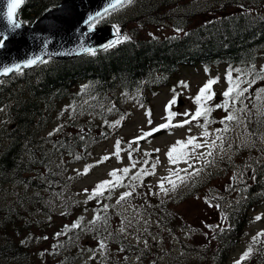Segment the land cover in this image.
Returning <instances> with one entry per match:
<instances>
[{
  "label": "trees",
  "instance_id": "trees-1",
  "mask_svg": "<svg viewBox=\"0 0 264 264\" xmlns=\"http://www.w3.org/2000/svg\"><path fill=\"white\" fill-rule=\"evenodd\" d=\"M59 1L26 0V15L17 11V18L29 25ZM132 15V21L141 24L169 20L177 28H186L197 17H209L181 38L131 37L94 56L47 60L0 78V264H34L32 239L52 231V222L47 221L56 209L54 203L58 204L54 194L62 188L67 168L82 159L95 142V121L115 117L124 99L146 101L180 65L201 60L248 70L264 50V0H134ZM117 22L121 28L126 23ZM54 124L63 127L55 131ZM253 125L250 122V130ZM49 127L54 132L45 135ZM248 154L245 159L239 155L241 164L248 161ZM249 163L253 180L240 184L235 197L218 202L224 220L219 222L211 245L201 249L190 244L180 254L165 253L163 264L225 263L249 224L250 207L264 201V160ZM204 185L200 181L191 190ZM173 208L172 202L163 204L160 217L165 220L161 225L176 236L179 217ZM64 240H59L53 257L56 264H74L76 253L65 251ZM113 245L118 257L128 244L123 245L116 236ZM251 249L242 264L259 259L263 264L264 237ZM143 251L148 255V250ZM139 257L145 258L143 254ZM136 264L159 262L155 258Z\"/></svg>",
  "mask_w": 264,
  "mask_h": 264
},
{
  "label": "rangeland",
  "instance_id": "rangeland-1",
  "mask_svg": "<svg viewBox=\"0 0 264 264\" xmlns=\"http://www.w3.org/2000/svg\"><path fill=\"white\" fill-rule=\"evenodd\" d=\"M122 10H117L108 15L103 21L113 19L120 14ZM129 11H127L128 13ZM201 19L197 21L200 22ZM152 34L151 36L149 34ZM176 31L169 24H157V25H147L141 32L142 37H152L159 36L164 37L167 35L175 34ZM207 69V71H206ZM264 75V73H262ZM226 72L223 66L219 68L215 66H210L208 68H201L198 65L192 67H186L181 69L178 76L171 81V85L160 89L158 94L152 99L150 108H135L132 109V113L126 123L119 126L111 127L105 129V135H109L107 139H103L94 149L91 158L88 160L84 166H74L71 171L64 172L63 184L60 191L54 194L56 200L59 198H68L70 196L75 197L78 201L83 202V200H88V195L95 186L104 180H113L108 174L114 169H123L129 167L131 170L124 176L123 173H118V176H122L121 180L122 186H117L110 188L105 191L103 196L99 198L102 202L98 208L93 213V209L90 207H85L84 212L79 214L80 220L79 229L84 223L93 221L97 216L96 213H101L105 210V205L107 208L101 214L96 221V224L92 226L90 232L100 229L101 234L97 232L99 237L107 238L104 242L106 247L101 249L99 247L98 241H89L85 238V235L79 234L73 237L72 240L78 239V242L84 244L81 251L88 255L87 259H83V262L76 264H117L118 257L114 255L111 247H114L113 242L110 239H114L116 236L121 238V242L124 245L125 242L138 246L139 248H147L150 253H158L159 251H164L162 255L167 252L171 254L173 251L178 252V243L175 242L173 237L168 233V231L160 225L162 219H160L159 213L156 210V206L159 201L165 200L175 193L176 189L185 188L189 186L191 179L199 181H204L213 175V178L208 179V185H206L202 191H220L225 188V186H234L235 184L242 183L244 181H249L250 176L243 172L239 166L236 165V161L232 160V156L243 155L246 153V149H252L256 146L252 140H243L245 138L244 133L239 127L234 129V144L240 145L245 142V147H240V153L236 154L230 150L223 149L219 147L221 144L220 140H216L217 147L212 149V156L214 163L210 164V171L198 167L200 160L199 153H207L209 149L201 147L192 153V146L189 145L187 149L178 148L176 153H173L174 157H178L182 152L188 151L192 153L194 158H190L188 163L193 165V168H189L188 171H194V169H202L198 176L191 177L186 183H180L175 175H170L171 172H176L179 169L188 168V163L180 160L178 163H169L166 153L169 151L170 147L176 144L177 141L186 140L188 136L197 137V142L204 144L205 141L211 143L212 140L218 135H222L223 139H226L229 134V130L233 129L232 126H228L227 132H217V129H224L228 123L233 121H227L224 118L231 112L235 116L238 114V109L243 108L244 111L241 113H246L250 116L256 114L261 115L264 112V93H261L259 97L257 92L259 89H264V79L257 78V74L252 73L251 75H245L242 78L248 81L255 80L254 83L241 84V88H247V92L240 97L237 102L229 101V108L227 111L223 108L215 107L217 104H223L225 97L222 93L228 88V83L225 79ZM219 77L218 83L212 86L211 92L215 93L214 98L205 103V107H211L213 110L208 114L207 119L212 120L207 124V131L210 133L208 137L202 135L204 128L200 127V124H204V118L201 117L198 120H193L190 124H186L184 127H170L167 129H161L159 132L154 133L152 136L146 139H141L138 144H133L132 148H128L129 141H132L134 137H138L141 132H148L156 126L166 123L162 117L166 116L165 106L173 98L172 89H176L177 93H180L176 97V100L181 101L180 105L172 106L171 111L178 113L173 117L171 124H177L185 119H190L182 115L183 113L190 112L194 114L197 110L198 105L193 102V98L197 95L199 88L202 87L207 80ZM235 75L233 78L235 79ZM180 81H184L188 84V88L178 87ZM253 89V90H252ZM232 95H235L233 93ZM151 110V121L148 123V117L145 116V112ZM223 119V123L219 122L217 125V120ZM121 121V120H120ZM122 125V126H121ZM191 129V131H189ZM117 140L121 141V152L120 158L117 159L116 156H111L109 160L104 161L102 164L97 165V161L101 157L110 155L114 152V145ZM231 140H223V147L228 146ZM260 143V142H259ZM264 149V142H261ZM158 150V151H157ZM131 153V158L129 156ZM148 153L149 155H145ZM211 157V156H210ZM207 158V157H206ZM133 162H135V167H132ZM155 165V167H153ZM91 166V167H89ZM87 169L86 175H81L78 173H83ZM223 172V175L219 176L218 173ZM154 173V174H149ZM139 174L138 179H133V177ZM181 176L185 173L180 172ZM237 177L232 179V177ZM170 177L173 181H176L178 187L175 191L171 190V184L167 180L163 181L164 188L169 189L167 195L161 191L159 185L162 178ZM77 179L73 184L71 181ZM88 189V192H85ZM234 190H236L234 188ZM69 192V194H67ZM124 192H131V195L125 200L120 201L118 198ZM231 193H236L232 191ZM229 196V195H226ZM222 197V196H221ZM220 197V198H221ZM157 204L154 206V201ZM208 199L205 193H199L192 201L187 202L183 205H179L176 209L187 218V223L189 227L186 231L191 230L192 239L185 241V243H190L193 246H198L201 249H207L211 245L209 238L202 236L205 234L207 236H212L213 228H209L208 225L214 224L219 217V208L215 206H210L206 203ZM68 212L73 209V205L65 203ZM60 206V205H59ZM63 209H59L55 214H61ZM69 215V213H67ZM253 214L255 217L260 216L261 219L257 220L255 224L249 227V230L244 237V243L237 247L233 252V257L231 262H235L238 256H242L244 252L255 244L253 237H257L258 233L264 231V203H261L254 207ZM54 221L57 219L54 218ZM161 220V221H160ZM62 219H58L61 222ZM63 225V224H62ZM67 226H71V222L67 219ZM68 227V228H69ZM123 229V231H121ZM57 228L53 229V234L55 236ZM83 232V231H82ZM263 236V235H261ZM259 236V237H261ZM35 240H33V244ZM52 244V238L40 237L38 239L37 245L32 248L34 253L33 262L34 264H53L54 253L50 251V246ZM187 244L186 246L190 245ZM68 248H71V241L65 242ZM122 245V247H123ZM182 246V244H181ZM124 248V247H123ZM125 249V248H124ZM172 250V252H171ZM43 253V255H41ZM109 258H106V257ZM149 257V255H147ZM86 257V256H85ZM129 258V257H128ZM136 256L130 259V263L136 261ZM50 260V261H49ZM163 261L164 259L161 258ZM171 260V259H170ZM56 264V260L54 259ZM119 264V263H118ZM123 264V263H120ZM159 264H163L159 262Z\"/></svg>",
  "mask_w": 264,
  "mask_h": 264
},
{
  "label": "snow or ice",
  "instance_id": "snow-or-ice-1",
  "mask_svg": "<svg viewBox=\"0 0 264 264\" xmlns=\"http://www.w3.org/2000/svg\"><path fill=\"white\" fill-rule=\"evenodd\" d=\"M134 0H108L106 5L102 10L96 11L95 13H90L87 15V17L84 19L83 24L85 26L84 30H77L80 32V35L83 37H90V35L95 31L97 24H99L102 20H104L108 15H110L112 12L117 11L119 8H123L127 5H130L133 3ZM25 3V0H0V4H2V8H0V19L3 20L4 26L2 29H0V50H3L7 47V42L10 40V37L12 34H15L18 29L22 27V22L17 19V10L20 8L22 4ZM112 28L114 30V36L115 39H112L108 41L107 43L101 45V48L104 51H107L116 45L130 41L131 37L128 36L127 34H121L120 27L119 25L113 24ZM177 32L182 31V29L177 28ZM187 34V33H185ZM150 36L152 35L151 33L149 34ZM43 54H33L29 58L25 59L22 63H13L11 65H6L0 67V75H8L9 73L16 72L19 73L21 72L22 68H27L32 65H35L37 63H47V61L44 59V56L47 55V41L43 44ZM80 51L84 53H88L90 55H96V49L94 47H81ZM207 71V69H206ZM235 71L237 73V76L235 79L233 78L232 72ZM253 72H255V66L253 65L251 69H249L247 72L242 71L240 68L236 69H229L226 72L225 79L228 83V88L222 93V95L225 97V100L223 104H217L215 107L217 108H223L225 111L228 110L229 108V101L237 102L240 100V97L244 95L245 92H247V88H241V84H249L254 83L255 80L248 81L243 79L242 77L245 75H251ZM261 73H264V69H261ZM257 78L259 79H264V75L257 73ZM219 77L214 78V79H209L206 81V83L199 88V91L197 95L193 98V102L198 105L197 110L194 114L190 112H185L182 115L186 117H190V119H185L182 122H179L177 124H171V121L173 117L178 115V113L171 111V108L173 105L177 103L176 97L180 95V93L176 92V89H172L173 92V98L166 104L165 106V112L166 116L162 117L166 121V123L160 124L156 126L155 128L151 129L148 132H141V134L138 137H134L132 141L127 142L128 143V148L131 149L133 144H138L141 139H146L149 136H152L154 133L159 132L161 129H167L170 127H184L186 124H190L193 120H198L199 118L203 117L204 118V124H200L199 126L204 128L205 130L203 131L202 135L204 137H208L210 133L207 131V124L210 123L207 119L208 114L211 113L213 110L211 107H205V103L209 100H212L214 98L215 93L211 92L212 86L216 83H218ZM178 87H183V88H188V84L184 81H180L178 84ZM235 93V95H232ZM261 93H264V89H259L257 92V96ZM142 106V105H141ZM237 111H244L243 108L238 109ZM145 116L148 117V123L151 124V110H148L145 112ZM227 121H233L236 120L237 117L233 113H229L225 118ZM224 121L222 120L221 123ZM107 123V122H106ZM121 121L117 120L113 124H111V127H116L119 126ZM63 126H61L62 128ZM61 128L55 129V131H60ZM191 131V129H189ZM217 132H227L228 128L225 126L224 129H217ZM53 133H49V135H52ZM83 137H81L82 139ZM216 140H220L221 144L219 147L223 151V136L218 135L214 140L211 141V143H208L205 141L204 144L198 143L197 142V137L194 136H188L186 140L182 141H177L176 144L172 145L169 149V151L166 153L169 163L175 164L178 163L180 160H183L185 163H188V160L190 158H194L192 156V153H195L196 149H199L201 147H207L209 151L207 153H199V157L204 159V164L205 166L214 163V160H208L206 157L212 156V149L217 147ZM192 146V153L188 151L182 152L178 157H174L173 153H176L178 148H185L187 149L188 146ZM121 141L117 140L115 145H114V152L111 153L110 155H106L101 157L100 160L97 161V165L102 164L104 161L109 160L111 156H116L117 159L120 158V152H121ZM158 151V150H157ZM145 155H149L148 153H145ZM129 156L131 158V153H129ZM79 159V157H77ZM91 167V166H89ZM132 167H135V162H133ZM155 167V165H153ZM193 168V165L191 163H188V168L186 169H179L176 172H171L170 170V175H175L177 179L179 180L180 183H186L191 177L193 176H198L202 169H194V171L189 172L188 169ZM129 167H125L123 169H114L112 170L108 175L113 178V180H104L99 182L94 189L91 190V192L88 195V199H94L96 197L102 196L105 191L109 190L110 188H114L117 186H122L121 185V180L123 179L122 176H118V173H123L124 176H127V174L130 172ZM183 172L185 175L181 176L179 173ZM81 175H86L87 174V169L83 173H78ZM149 174H154V173H149ZM139 174L133 179H138ZM237 177L233 176L232 179H236ZM167 180L168 183L171 184V190L175 191V189L178 187V184L176 181H173L170 177H165L162 178V181L159 185L160 189L162 192H164L165 195H167L169 189L164 188L163 181ZM85 192H88V189H85ZM131 195V192H124L121 196L120 199L117 201V203H120V201L125 200L127 197ZM206 203H209V201H206ZM210 206H215L218 207V205H211ZM105 209L107 208V205L104 206ZM100 217L97 215L93 221H90V225L94 226L96 224V221L99 220ZM256 220L261 219L260 216L255 217ZM79 223H74L71 225V227H79ZM69 226H65V228H68ZM209 228H213L212 225H208ZM219 227V225L215 226ZM123 231V229H121ZM62 233H57L56 235L59 236ZM264 235V231L261 233L257 234V237ZM257 237H253V241L255 242ZM44 239H47V237H44ZM25 241H21V243H24ZM99 247L101 249H104L106 245L104 244L103 241L99 243ZM251 245L249 246V249L244 252L241 256V260L235 261V264H242V260L246 258L250 252H251ZM43 255V253H41Z\"/></svg>",
  "mask_w": 264,
  "mask_h": 264
},
{
  "label": "water",
  "instance_id": "water-1",
  "mask_svg": "<svg viewBox=\"0 0 264 264\" xmlns=\"http://www.w3.org/2000/svg\"><path fill=\"white\" fill-rule=\"evenodd\" d=\"M107 2L108 0H62L30 25L22 24L11 35L7 47L0 50V67L22 63L33 54H43V44L46 41L48 54L44 59H68L86 54L80 51L81 47L102 49L101 45L114 39L109 26L96 27L90 37L81 36L77 30L83 31V21L87 15L102 10ZM37 64L22 69H30Z\"/></svg>",
  "mask_w": 264,
  "mask_h": 264
},
{
  "label": "bare ground",
  "instance_id": "bare-ground-1",
  "mask_svg": "<svg viewBox=\"0 0 264 264\" xmlns=\"http://www.w3.org/2000/svg\"><path fill=\"white\" fill-rule=\"evenodd\" d=\"M57 5V4H56ZM55 6V5H54ZM53 7V6H52ZM52 7H49V8H47V9H45V11H47V10H49V9H51ZM0 8H2V4H0ZM26 8H28L27 7V3H26V0H25V3L24 4H22L21 6H20V8L17 10L18 11V13L20 14V15H22V16H24V15H26V13H25V10H26ZM18 19V18H17ZM19 20V19H18ZM213 20V19H212ZM35 21V20H34ZM33 21V22H34ZM32 22V23H33ZM23 24V23H22ZM24 25V24H23ZM30 25V24H29ZM3 26H4V22H3V20L2 19H0V29H2L3 28ZM212 26V25H211ZM252 67V66H251ZM25 70H27V69H22L21 70V72H23V71H25ZM16 72H12V73H10V74H8V75H6V76H8V77H10V76H12L13 74H15ZM5 75H3V76H0V78L1 77H6Z\"/></svg>",
  "mask_w": 264,
  "mask_h": 264
}]
</instances>
